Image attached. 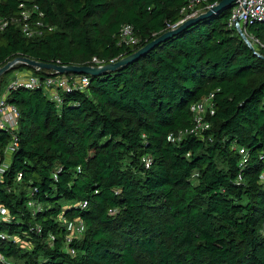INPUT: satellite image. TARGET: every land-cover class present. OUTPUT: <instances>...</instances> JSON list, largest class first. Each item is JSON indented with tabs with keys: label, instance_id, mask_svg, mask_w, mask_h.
Instances as JSON below:
<instances>
[{
	"label": "trees",
	"instance_id": "1",
	"mask_svg": "<svg viewBox=\"0 0 264 264\" xmlns=\"http://www.w3.org/2000/svg\"><path fill=\"white\" fill-rule=\"evenodd\" d=\"M185 1L32 0L42 15L31 12L35 32L26 36L18 0H0L8 19L0 67L17 56L61 65L122 58L171 30ZM230 10L115 70L88 74L84 91H63L59 102L40 87L9 89L19 117L0 174L2 256L22 255L24 264H264V20L247 24L259 43L251 48L227 27ZM124 24L136 45L119 43ZM24 67L53 74L16 63L0 84ZM210 94L209 129L169 139L192 126L191 104ZM11 135L0 128V165ZM239 147L248 155L242 167ZM60 217L79 221L80 236L66 238Z\"/></svg>",
	"mask_w": 264,
	"mask_h": 264
},
{
	"label": "built area",
	"instance_id": "2",
	"mask_svg": "<svg viewBox=\"0 0 264 264\" xmlns=\"http://www.w3.org/2000/svg\"><path fill=\"white\" fill-rule=\"evenodd\" d=\"M217 3L218 0H186L184 6L181 8L183 17L177 23L172 25L171 28L173 29L183 23L185 20L195 17L205 10L213 8L215 5H217ZM18 7L20 9L21 30L26 36H32V34L35 32V29L33 26H31V21H29L31 12H37L39 15H42V12L39 11L37 4L32 2V0H18ZM253 20H264V0H235L234 4L231 6L230 14L227 19V27L235 29L240 35H245L251 45L253 44V42L251 43L250 41L251 39L255 41L256 44H259L258 40L251 35H248L247 32V24ZM34 23L36 26L40 25V22L37 20L34 21ZM7 24L8 19L0 16V31H2L7 26ZM137 42L138 39L136 38V35L133 31V27L129 24H124L120 29L119 43L133 46L136 45ZM120 58L121 55L106 61L104 59L92 57V64L90 65L101 67L106 63L115 62ZM89 82L90 78L88 74L53 73L52 75H46L43 78H40L31 71L16 72L14 79L8 85L4 93L0 96V128L12 132L10 143L5 147L4 154L6 156H10L17 145V136L15 134V130L18 125L19 113L17 108L6 100L10 88L23 87L26 89H34L36 87H40L46 91L47 95L51 99L59 102L61 92L71 89L84 91L89 85ZM190 111L193 118L192 126L187 130L179 131L175 137L169 136V139L180 140L186 134L199 135L203 133V131L209 129L210 123L206 119V116L212 115L214 113L213 95L210 94L205 96L191 104ZM238 152L241 156L239 167H242L247 162V151L244 149V147H239ZM142 160L144 162V166L148 168L150 159L144 157ZM8 162L9 160L6 158L4 163L0 165V174L7 167ZM238 178L241 179L240 175H238ZM17 179H20V174L17 176ZM81 206H86V201H84ZM6 215V208L0 205V216L5 217ZM79 230H83V226L81 224L79 225ZM37 231H40L39 227H37ZM0 238H4V235L0 234ZM0 261L3 264H10L8 259H6L1 254Z\"/></svg>",
	"mask_w": 264,
	"mask_h": 264
},
{
	"label": "water",
	"instance_id": "3",
	"mask_svg": "<svg viewBox=\"0 0 264 264\" xmlns=\"http://www.w3.org/2000/svg\"><path fill=\"white\" fill-rule=\"evenodd\" d=\"M234 2H235V0H221L213 8L209 9L208 11H206L204 13L199 14L198 16L189 18V19L185 20L183 23H181L180 25H178L177 27L162 33L160 36L151 40L149 43H147L143 47L139 48L138 50H136L132 54L124 56L115 62L106 63L101 67L92 66V65H73V64L61 65V64H56V63H45V62H40V61L31 59L29 57L17 56V57H14L12 60L7 61L4 65H2L0 67V75L3 74L4 72L8 71L16 63H23L27 66H30L32 68H37V69L52 70L54 74H70V73H73V74H89V75L94 76V75L100 74L102 72H105L107 70H115L117 67L135 60L140 55H142L144 52L153 48L155 45H157L163 39L173 35L176 32H179L184 27L206 17L207 15H210L213 12H216L222 8H225V7H231L234 4ZM240 36L249 47H251V48L253 47L249 43V41L247 40L245 35H240Z\"/></svg>",
	"mask_w": 264,
	"mask_h": 264
},
{
	"label": "rangeland",
	"instance_id": "4",
	"mask_svg": "<svg viewBox=\"0 0 264 264\" xmlns=\"http://www.w3.org/2000/svg\"><path fill=\"white\" fill-rule=\"evenodd\" d=\"M250 41H251V43L253 42V44H256L255 41H253L252 39ZM23 70H26V68L24 67L22 70H11V71H9V72L4 74L3 81L0 84V96L4 93V91L7 89L8 85L14 79L16 72L23 71ZM6 158H7V160H9L10 156L7 155ZM6 158L4 160H6ZM261 180H262L263 185H264V176L263 177L261 176ZM15 189H17V188H15ZM28 206L31 209L35 208V206H33L32 202H30L28 204ZM5 217H7V215ZM60 220L63 221L66 224V229L68 230V234H67L66 238L70 239L73 236H77V235L80 236L82 230H79V221H65L61 217H60ZM260 232L262 234H264V226L261 227ZM49 238L51 239V237H49ZM14 241L21 248H23L26 251H30L33 248L32 243L30 241H28L27 239H25V238H23V240L22 239L19 240L17 237H14ZM8 262L10 264H24L25 259H24V257L22 255H19V256L15 257L14 259H9Z\"/></svg>",
	"mask_w": 264,
	"mask_h": 264
}]
</instances>
